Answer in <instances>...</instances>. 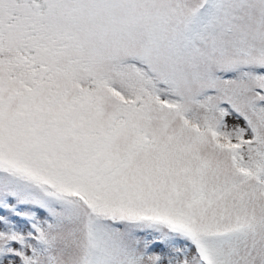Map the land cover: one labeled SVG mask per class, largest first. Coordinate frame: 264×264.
<instances>
[{"label":"snow or ice","instance_id":"6c2138e0","mask_svg":"<svg viewBox=\"0 0 264 264\" xmlns=\"http://www.w3.org/2000/svg\"><path fill=\"white\" fill-rule=\"evenodd\" d=\"M0 264H264V0H0Z\"/></svg>","mask_w":264,"mask_h":264}]
</instances>
